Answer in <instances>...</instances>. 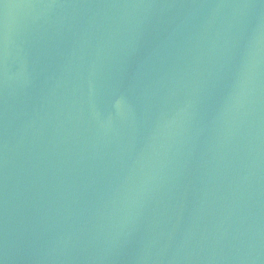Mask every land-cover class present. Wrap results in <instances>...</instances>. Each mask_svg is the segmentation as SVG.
Here are the masks:
<instances>
[{
    "label": "water",
    "instance_id": "95a60500",
    "mask_svg": "<svg viewBox=\"0 0 264 264\" xmlns=\"http://www.w3.org/2000/svg\"><path fill=\"white\" fill-rule=\"evenodd\" d=\"M0 264H264V0H0Z\"/></svg>",
    "mask_w": 264,
    "mask_h": 264
}]
</instances>
